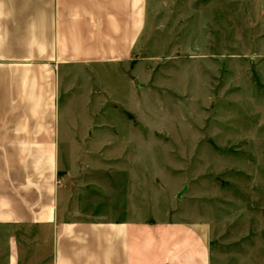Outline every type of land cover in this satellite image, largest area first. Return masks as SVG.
Masks as SVG:
<instances>
[{
	"label": "crops",
	"instance_id": "obj_1",
	"mask_svg": "<svg viewBox=\"0 0 264 264\" xmlns=\"http://www.w3.org/2000/svg\"><path fill=\"white\" fill-rule=\"evenodd\" d=\"M146 2L0 0V264H222L192 222L120 217L129 205L97 179L136 175L112 147L143 144L145 127L107 116Z\"/></svg>",
	"mask_w": 264,
	"mask_h": 264
},
{
	"label": "rangeland",
	"instance_id": "obj_2",
	"mask_svg": "<svg viewBox=\"0 0 264 264\" xmlns=\"http://www.w3.org/2000/svg\"><path fill=\"white\" fill-rule=\"evenodd\" d=\"M111 70L107 119L145 127L143 144L112 147L136 175L97 178L130 207L115 212L192 222L212 261L264 264V0H147L137 49Z\"/></svg>",
	"mask_w": 264,
	"mask_h": 264
},
{
	"label": "built area",
	"instance_id": "obj_3",
	"mask_svg": "<svg viewBox=\"0 0 264 264\" xmlns=\"http://www.w3.org/2000/svg\"><path fill=\"white\" fill-rule=\"evenodd\" d=\"M61 183H62V181L59 179V180L57 181V184L60 185Z\"/></svg>",
	"mask_w": 264,
	"mask_h": 264
}]
</instances>
